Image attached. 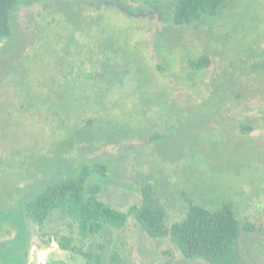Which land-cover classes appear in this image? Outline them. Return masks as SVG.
Wrapping results in <instances>:
<instances>
[{"label":"rangeland","instance_id":"1","mask_svg":"<svg viewBox=\"0 0 264 264\" xmlns=\"http://www.w3.org/2000/svg\"><path fill=\"white\" fill-rule=\"evenodd\" d=\"M174 8L173 0L16 5L13 36L0 40V264H87L60 247L63 236L106 264L113 256L208 264L149 237L134 217L92 239L58 211L43 227L27 216L22 201L45 180L95 163L107 176L87 184H101L100 198L121 210L140 203L146 184L169 224L186 217L189 199L230 204L253 226L239 242L244 261L264 264V0H226L219 15L183 26ZM202 56L211 65L193 70ZM97 60L121 62L114 86L100 82Z\"/></svg>","mask_w":264,"mask_h":264},{"label":"trees","instance_id":"2","mask_svg":"<svg viewBox=\"0 0 264 264\" xmlns=\"http://www.w3.org/2000/svg\"><path fill=\"white\" fill-rule=\"evenodd\" d=\"M20 1L0 0V40L13 36L11 13ZM173 2L175 4L173 21L176 25L183 26L191 25L203 17L219 15L226 0H173ZM49 13L55 15L56 12L48 7L45 15ZM55 20L56 17H53L49 21L52 28ZM102 63L106 74L100 82L114 86L120 74H123L121 62L96 61V65ZM190 65L193 70H204L211 65V59L202 56L191 60ZM243 129L248 131L252 126L243 124ZM107 170L105 164H83L75 175L60 179L49 177L30 199L22 201L27 216L35 224L43 227L52 214L58 211L77 223L84 238L92 239L103 235L108 229L125 228L134 217L149 237L170 238L188 260L202 259L208 264H247L239 251V242L242 232L252 230L253 226L250 223L242 225L230 204L209 209L189 199L186 217L169 224L165 208L157 204L153 196L151 184L141 188L140 203L132 205L128 210H121L102 200L101 184L87 183L95 174L106 177ZM59 245L64 250L84 254L87 264H106L103 253L78 249L73 245L72 237L63 236L59 240ZM103 247L101 245V248ZM111 264H120L118 256L112 257Z\"/></svg>","mask_w":264,"mask_h":264},{"label":"built area","instance_id":"3","mask_svg":"<svg viewBox=\"0 0 264 264\" xmlns=\"http://www.w3.org/2000/svg\"><path fill=\"white\" fill-rule=\"evenodd\" d=\"M48 261L46 260V258H43L42 261H41V264H47Z\"/></svg>","mask_w":264,"mask_h":264}]
</instances>
